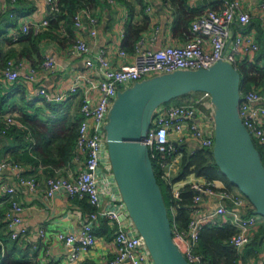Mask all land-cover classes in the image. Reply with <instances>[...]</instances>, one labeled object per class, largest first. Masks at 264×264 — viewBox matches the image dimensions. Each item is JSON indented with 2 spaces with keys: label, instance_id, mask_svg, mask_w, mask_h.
I'll return each mask as SVG.
<instances>
[{
  "label": "built area",
  "instance_id": "built-area-1",
  "mask_svg": "<svg viewBox=\"0 0 264 264\" xmlns=\"http://www.w3.org/2000/svg\"><path fill=\"white\" fill-rule=\"evenodd\" d=\"M16 1L11 0L13 4ZM45 2L53 12L59 10L58 0H45ZM152 9V5L146 6L147 12ZM260 9L263 11L264 22V0L260 2ZM5 11L3 8L1 13ZM10 16L16 15L12 11ZM251 20V14L243 8L241 0H222L219 9L207 8L196 14L185 42L153 48L145 46L141 38L133 53L134 60L119 66L113 65L103 50L92 54L87 40L80 37L69 47L68 53L84 58L86 66L95 69L96 74L78 72L65 92L54 94L45 87L38 88L39 96L46 101L56 102L66 100L80 88L83 91L80 105L82 119L74 156V162L82 163V167L71 169L66 174L50 175L46 180V188L43 189L48 198H53L59 192H65L73 198L87 199L93 207L86 213L78 232L63 230L57 231L54 235L56 241L68 248V260L71 264H80L82 254L95 245L96 228L102 219H107L116 226L114 241L117 253L111 264L124 262L155 264L144 236L137 230L129 216L112 171L106 130L108 113L119 90L154 75L179 69L210 67L219 60L228 61L238 69L240 56L246 52L258 51L259 44L251 33L233 35V24L238 22L247 25ZM74 21L78 30L84 27V21L88 22L91 25L90 33L97 34L98 17L87 8L80 9ZM48 25V19L33 23L27 21L23 23L20 32L26 34L33 29L35 33H39ZM18 36L19 34L14 35V39ZM120 52L123 56L128 54L124 49ZM26 64V59L10 58L0 69V74L6 81L14 82L20 78L21 70ZM57 64L55 56L46 53L39 66L29 64L25 77L35 81L38 79L39 68L45 73H51L56 70ZM194 94L195 99L188 102L160 105L154 113L152 126L144 143L149 147L153 165L156 164L162 181L171 193L170 211L175 243L189 264H211L199 252L201 231L205 224L233 225L236 231L229 242L240 249L253 241L264 218L256 212L250 200L221 179H208L191 174L177 179L176 169L185 153L196 152V149H190V152L186 149L187 136L196 140L200 149L208 152L213 153L215 144V120L211 95L206 91ZM263 100L264 94L258 89L241 90V118L254 141L264 145ZM206 101L211 103L210 108H201V104ZM0 124H2V134L11 127L23 126L13 114L1 111ZM7 169L20 170L21 165L12 159L0 161V189L6 193L10 202L6 212L8 236L12 239H23L26 245H31L32 238L23 223L24 205L19 199V189L35 192L39 189V184L35 177L22 175L20 172L18 187L8 184L1 179V174ZM188 191H193V195L191 203L185 204L184 194ZM205 196L216 200V207L206 215L203 214ZM183 207L189 211L188 224L185 228H182L176 220L178 208ZM38 234L44 241L49 240L46 229H40ZM5 250V239L0 234V256L4 255ZM43 259L44 264H51L47 256Z\"/></svg>",
  "mask_w": 264,
  "mask_h": 264
},
{
  "label": "crops",
  "instance_id": "crops-1",
  "mask_svg": "<svg viewBox=\"0 0 264 264\" xmlns=\"http://www.w3.org/2000/svg\"><path fill=\"white\" fill-rule=\"evenodd\" d=\"M180 0H103V5L95 8L94 15L98 17L97 34L90 33L91 25L84 21L82 29H73L69 31L68 25L61 22L58 28H47V33L40 41V54L32 55V58L23 54V48L28 44L25 40H16L14 35L19 34L24 22H40L48 19L53 10L45 0H20L15 4L11 0H0V69L4 67L7 58H23L27 60L26 66L21 70L20 78L14 82H8L0 74V97L6 96V101L2 106L3 112L13 114L20 119L21 110H27L34 113L41 108L43 112L49 114L52 108L46 104V100L37 94L40 87L47 88L51 93L65 92L74 81L78 72H86L92 75L96 74L95 69H89L82 57H75L68 53L69 47L78 38L87 40L92 54L99 51H105L113 65L119 66L125 62L134 60V52H128L127 55L121 54L122 42L125 37L126 24L129 21L141 24L145 17L149 18V25L142 37L145 46L160 48L166 44H179L187 40V37L174 31V24L177 20L178 3ZM182 1V0H181ZM243 8L247 10L252 20L247 25L238 22L233 24L234 34H252L259 44V50L255 52H246L240 56L239 63L243 61H252L264 66V22L263 11L260 9L261 0H241ZM188 5L201 12L207 8L219 9L222 0H186ZM152 5L150 12L146 11V6ZM13 7V8H12ZM6 10L1 13V11ZM14 9V17L10 12ZM74 28V27H73ZM50 53L57 60V68L54 72L45 73L42 68L38 69V79L30 81L26 79L25 74L28 71L29 64L39 66L43 55ZM8 58V59H9ZM254 86V85H253ZM255 87V86H254ZM257 88V87H255ZM258 90L264 94L261 88ZM83 91L73 93L66 100L61 102L63 113L65 111L78 110L81 119L80 110ZM195 94L183 97V100L195 99ZM53 104H59L60 102ZM205 108H210L209 101H206ZM264 104V100H263ZM67 109V110H66ZM18 119V120H19ZM23 124V122L20 120ZM24 127V124L23 126ZM30 138V133H29ZM186 149L200 150L196 140L186 137ZM15 140H6L0 133V161L3 159L19 160L21 169H7L1 174V179L18 187L19 172L25 176L35 177L39 184V189L35 192H28L19 189V199L24 205L22 211L23 223L29 231L32 238L31 247H29L30 263L44 264L45 256L50 259L51 264H71L68 260V248L54 239L57 231L78 232L82 226V220L87 212L93 207L86 199L70 197L65 192L57 193L53 198L45 196L43 189L46 188V180L51 175V168L39 163L34 165L36 156L30 146L19 148V158L6 150L8 146L16 145ZM263 152L264 145L260 144ZM190 153H185V155ZM182 162L176 169V176L181 172ZM82 167V163L74 162L73 166L54 168L56 173H67L74 168ZM180 170V172L178 171ZM179 172V173H178ZM223 181V180H222ZM225 182V181H224ZM226 184V183H225ZM10 202L7 195L0 189V210L8 207ZM216 200L210 196H205L204 211L206 215L214 210ZM6 222V216L3 219ZM264 219H262V223ZM107 227L96 229V243L88 251L82 254L81 263L86 264H111L117 253V246L114 241L116 226L107 222ZM46 229L49 240H43L38 231ZM4 235L8 236L7 226L3 229ZM100 231V233H99ZM232 246V244H231ZM264 240L261 242L252 241L243 248L235 249L237 255L236 264H264L263 252ZM80 263V264H81ZM122 264H129L124 262Z\"/></svg>",
  "mask_w": 264,
  "mask_h": 264
},
{
  "label": "water",
  "instance_id": "water-1",
  "mask_svg": "<svg viewBox=\"0 0 264 264\" xmlns=\"http://www.w3.org/2000/svg\"><path fill=\"white\" fill-rule=\"evenodd\" d=\"M241 81L239 69L219 60L210 67L179 69L137 81L119 90L110 108L106 130L112 171L155 264H189L173 239L163 190L144 143L156 109L172 99L210 93L215 162L264 217V162L240 115Z\"/></svg>",
  "mask_w": 264,
  "mask_h": 264
},
{
  "label": "trees",
  "instance_id": "trees-1",
  "mask_svg": "<svg viewBox=\"0 0 264 264\" xmlns=\"http://www.w3.org/2000/svg\"><path fill=\"white\" fill-rule=\"evenodd\" d=\"M100 5H103V0H58L59 10L56 12L54 11L53 14L48 18L49 25L44 30L39 33H35L33 29H31L29 33L26 34L19 32V36L16 38V40L21 39L28 43L22 50L23 54L29 58H32V55L34 54H40L39 43L46 35L47 28H58L60 27L61 22H64L69 26L68 30L71 32L73 29H75L74 17L80 9L87 8L92 12V14H94L93 10ZM12 10L14 12V9ZM177 12L179 13L174 24V31L188 38V35L190 34L191 23L197 14V10L190 7L186 0H180L178 3ZM148 25V17H145L144 22L141 24L129 21L126 24L122 49L126 50L127 52H134L137 43L141 39L143 32L147 30ZM238 69L242 75L241 89L243 91L257 87L255 89L261 88L264 92V66L246 60L242 63H239ZM191 94L193 93L184 95L183 97L189 96ZM5 101L6 96L0 97L1 112H3L2 106ZM45 102L53 109V111V107H57L59 110L62 107V105L58 106L59 104L54 105L52 101ZM19 117L23 122L24 127L14 126L9 128L7 132L3 134L6 140L12 139L13 141L15 140V142H17L16 145L8 146L6 150L11 151L18 159L19 148L30 146L37 159L33 162L34 165L41 163L43 165L49 166L51 168V175L55 174L54 168L73 166L78 130L81 122V116L78 110L73 116H70L68 111H65L63 114H59L54 117H48L46 119L41 117L38 110H35L34 113H31L27 110H21ZM1 128L2 124H0V133ZM29 133L30 138L28 136ZM256 145L261 151L264 162L263 149L261 145ZM14 160L18 163L20 162L19 160ZM154 167L161 187L164 186L168 190V193H170L169 188L162 181L155 163ZM190 174H195L196 176L205 177L208 179H221L225 181L228 186H232V183L216 164L213 153L203 149H200L193 154L184 155L182 160V170L177 176V179H182ZM184 195L185 204H190L193 191H188ZM6 212V208L0 210V234L4 237L6 245L4 255L0 256V264H29V247H31V245H26L23 239H12L11 237L4 235L3 229L7 226V222H4L3 219L6 216ZM170 218L172 220V213ZM188 218V209L184 207L178 208L176 220L182 228L187 227ZM107 222V219H102L100 225L97 228L99 230L106 228L108 226ZM235 231V227L227 223L221 225L219 223L205 224L201 231L199 252L206 259H208L211 264H236V251L234 248H232L229 242ZM262 240H264V222L259 225L253 239L254 242H261Z\"/></svg>",
  "mask_w": 264,
  "mask_h": 264
},
{
  "label": "rangeland",
  "instance_id": "rangeland-1",
  "mask_svg": "<svg viewBox=\"0 0 264 264\" xmlns=\"http://www.w3.org/2000/svg\"><path fill=\"white\" fill-rule=\"evenodd\" d=\"M184 102H188V100L186 101V100H183V97H179V98H175V99H172V100H170L169 102H166V103H164L163 105H166V106H168V105H173V104H179V103H184ZM54 105H57V104H54ZM61 105V102L59 103V105L58 106H60ZM205 104H201V108L203 107L204 109H205ZM54 108V111H53V109H52V111H50V113L49 114H47V113H45V112H43L44 111V109L43 108H41V109H39L38 111L40 112V115H41V117H43L44 119H46V118H48V117H54V116H56V115H59V114H63V109H62V107L60 108V110H59V108H57V107H53ZM56 108V109H55ZM59 111H60V113H59ZM56 112H58V113H56ZM69 115L70 116H73V115H75V113H76V109H73V110H69ZM19 119V118H18ZM20 120V119H19ZM154 125V124H153ZM256 142V144H258V145H260L259 143H258V141H255ZM180 170H182V164H181V167H180ZM180 170L178 169V171L180 172ZM178 172V173H179ZM191 175H193V176H195V174H191ZM229 187H232L234 190H236V191H238L242 196H244V197H246L247 199H248V197L236 186V185H234L233 183H232V186H229ZM162 188V190H163V194H164V198H165V201H166V204H167V207H168V209H169V215L171 216V213H170V207H171V205H172V197H171V194L170 193H168V190L164 187V186H162L161 187ZM249 200V199H248ZM255 208V207H254ZM260 215V214H259ZM261 217H263V215H261ZM264 218V217H263Z\"/></svg>",
  "mask_w": 264,
  "mask_h": 264
}]
</instances>
